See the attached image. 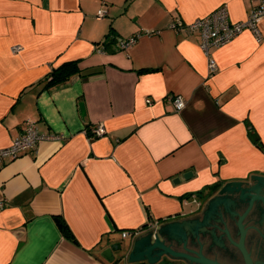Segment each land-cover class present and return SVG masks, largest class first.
I'll return each instance as SVG.
<instances>
[{"label":"crops","instance_id":"crops-1","mask_svg":"<svg viewBox=\"0 0 264 264\" xmlns=\"http://www.w3.org/2000/svg\"><path fill=\"white\" fill-rule=\"evenodd\" d=\"M259 1L0 0V150L26 121L54 138L0 167V264H150L129 262L142 238L152 234L154 245L167 225L202 223L211 202L241 191L234 183L264 192V152L249 135L253 128L264 145V19L260 42L245 31L211 51L212 77L200 34L171 28L223 5L242 22ZM132 37L122 49L119 40ZM70 61L79 73L44 90ZM100 125L103 136L89 133ZM189 171L192 179L174 183ZM162 237L175 252L200 254ZM117 244L108 263L102 252ZM170 257L154 264L181 263Z\"/></svg>","mask_w":264,"mask_h":264},{"label":"built area","instance_id":"built-area-1","mask_svg":"<svg viewBox=\"0 0 264 264\" xmlns=\"http://www.w3.org/2000/svg\"><path fill=\"white\" fill-rule=\"evenodd\" d=\"M107 12L101 9L98 12V17L103 18ZM264 19V0L259 1V5L252 9L245 21L234 23L231 21L227 6L223 5L211 13L209 16L196 20L190 25H184L182 22H176L171 26L174 30L185 31L189 34L199 33L201 36V50L208 59L209 77L214 76L218 71V66L215 59L211 55L213 49L221 48L231 43L235 38L245 31L251 32L257 41L262 40L261 31L259 28L260 22ZM137 42L136 37L119 40L122 49H127ZM21 47L16 46L13 52H19ZM173 106L177 112L185 108V102L182 97L176 96L171 98ZM89 133L94 137H101L105 134L103 126H97L89 129ZM54 139L50 136H43L38 132L36 125L32 121H26L24 124L23 133L19 136L9 148L0 150V167L5 161L14 160L27 152L36 149L40 142ZM194 202H198L195 198ZM152 228H157L159 222H151ZM135 232L133 235L137 236ZM123 237H127V233H123Z\"/></svg>","mask_w":264,"mask_h":264},{"label":"water","instance_id":"water-1","mask_svg":"<svg viewBox=\"0 0 264 264\" xmlns=\"http://www.w3.org/2000/svg\"><path fill=\"white\" fill-rule=\"evenodd\" d=\"M194 176L193 172L189 171L187 173H185L182 177H178L174 179V183L175 184H179L181 183L183 180L185 181H189L190 179H192ZM253 177V176H252ZM257 178V177H256ZM262 179V181H264V178H259ZM264 185V183H262ZM241 183H238V185ZM233 185L232 184H227V186L220 192V195L223 192H226V190L231 191V193L236 190L234 187L233 190L229 189V186ZM235 187H239V190H243L240 189V186H236V184L234 183ZM261 186H255L254 188H252V191L257 192V193H262L261 192ZM236 191V192H238ZM231 202L230 197H223V198H217L215 201L211 202L209 210L205 213L206 216L204 218V221L202 223H199V220H194V221H185L182 224L179 223H175V224H170L167 225L164 228H161L160 230L157 231V240H156V244L154 245H150V241H151V235L147 236V238H142L141 241L136 242L135 244V254L138 253V255L136 257L133 256V253L130 255V259L129 262H133V261H139V260H144V259H149V263L150 264H154L156 263L159 259L160 256L163 254H166L167 256H171L170 258L174 259V260H181V261H190L188 264H219L218 262H214L212 260H209L207 258H205L203 255L197 254L196 252L195 255L197 254L198 257H192L191 255H187V254H183V253H178L175 252L174 250L168 248L167 246L164 245V242L162 244L161 241V237L162 235L166 234L167 237V242H172L174 244H177L178 246L182 245V243H185V246L187 245V241H189L190 244H194L195 239H197V235L199 233L204 234V236H207V234L210 235V238H207V242L210 241V245L209 246H213V245H218V246H223L224 245V234L227 233V236L230 239H233L234 241H236V222H228L231 225L230 228V232H228V230L226 229V225L225 228L221 229L220 227H218V224H221V214H220V209L223 206H226V204H229ZM249 213V210L244 213L242 216L239 217L238 219V229L240 231V240L235 243V245L237 246V248L240 250V252L242 253L245 263L246 264H253L252 259H251V255L249 254L247 248H246V244H245V239H246V229L244 227V221L245 218L247 217ZM230 234V235H229ZM164 237V236H163ZM162 237V238H163ZM189 244V245H190ZM184 246V248H185ZM156 249L153 253L152 250ZM160 249H163L164 251H160ZM122 250V246L120 244L117 245H113L107 249H105L102 252V257L104 260H106L108 263H113L115 261V253ZM187 250V249H186ZM190 251V250H188ZM192 253V251H191ZM155 254L159 255V258L155 257V258H151V256H154ZM186 261V262H187Z\"/></svg>","mask_w":264,"mask_h":264},{"label":"flooded vegetation","instance_id":"flooded-vegetation-1","mask_svg":"<svg viewBox=\"0 0 264 264\" xmlns=\"http://www.w3.org/2000/svg\"><path fill=\"white\" fill-rule=\"evenodd\" d=\"M231 202L220 209L221 224L218 227L223 229L228 222H236V241H231L227 235H223L224 245L209 246L206 242L210 235L204 236L199 233L191 249L200 252L205 258L218 262L219 264H246L244 257L235 243L240 240V231L237 223L240 216L249 210L244 221L246 229V248L251 255L253 264H264V192L257 193L244 187L235 196L230 197ZM192 257L198 255L191 254ZM169 261V260H168ZM187 261V260H186ZM169 261L188 264L190 261ZM171 264V263H168ZM200 264V263H198Z\"/></svg>","mask_w":264,"mask_h":264},{"label":"trees","instance_id":"trees-1","mask_svg":"<svg viewBox=\"0 0 264 264\" xmlns=\"http://www.w3.org/2000/svg\"><path fill=\"white\" fill-rule=\"evenodd\" d=\"M106 44V43H105ZM108 45V44H107ZM79 61H70L64 63L60 67L54 68L51 73L41 82L43 89L48 90L55 86L61 85L69 81L74 75L79 73ZM249 135L256 147L264 152V145L253 128L249 129ZM201 194V193H200ZM57 225L66 237L74 239L66 222L60 218H56Z\"/></svg>","mask_w":264,"mask_h":264},{"label":"rangeland","instance_id":"rangeland-1","mask_svg":"<svg viewBox=\"0 0 264 264\" xmlns=\"http://www.w3.org/2000/svg\"><path fill=\"white\" fill-rule=\"evenodd\" d=\"M177 264V263H176ZM178 264H181V263H178Z\"/></svg>","mask_w":264,"mask_h":264}]
</instances>
